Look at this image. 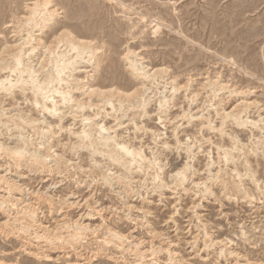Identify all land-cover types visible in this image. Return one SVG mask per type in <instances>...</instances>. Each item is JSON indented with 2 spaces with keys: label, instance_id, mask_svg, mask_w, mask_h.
I'll return each mask as SVG.
<instances>
[{
  "label": "rangeland",
  "instance_id": "obj_1",
  "mask_svg": "<svg viewBox=\"0 0 264 264\" xmlns=\"http://www.w3.org/2000/svg\"><path fill=\"white\" fill-rule=\"evenodd\" d=\"M36 1L0 0V79L14 84L0 92V264H264V0H49L43 33L24 27ZM62 36L98 50L68 74L77 107L60 122L9 68L20 52L40 79L58 53L73 60ZM98 125L155 164L124 167L73 135L97 141ZM19 135L44 169L17 166L4 146ZM77 224L90 228L72 238Z\"/></svg>",
  "mask_w": 264,
  "mask_h": 264
},
{
  "label": "bare ground",
  "instance_id": "obj_2",
  "mask_svg": "<svg viewBox=\"0 0 264 264\" xmlns=\"http://www.w3.org/2000/svg\"><path fill=\"white\" fill-rule=\"evenodd\" d=\"M36 1V0H35ZM110 1V0H109ZM33 3H35V2H33ZM32 3V4H33ZM31 4V5H32ZM52 3L49 1V0H39V1H36V3L34 4V8L33 7H31V9H30V13H29V17L27 18V20H26V23H25V26L24 27H27L26 26V24L27 25H34V26H38V27H40L39 29H40V32L41 33H43L44 31H45V29L48 27V23L51 21L52 22V20H54L53 18H54V14H55V11H52L51 9H48V7L49 6H52L51 5ZM33 6V5H32ZM57 6V5H56ZM39 7V8H38ZM29 8H30V6H29ZM28 8V9H29ZM37 10L39 11L38 13H37ZM51 10V11H50ZM53 10H55V9H53ZM29 12V11H28ZM38 14V16H40V17H37L36 15ZM57 16V15H56ZM35 17V18H34ZM36 17L37 18H40L39 19V22L37 23L36 22ZM21 20V19H20ZM25 21V20H24ZM20 22V21H19ZM22 22V21H21ZM20 22V23H21ZM50 22V23H51ZM38 27H36V28H38ZM21 28H22V26H21ZM28 28V27H27ZM35 28V30H37ZM27 30V29H26ZM30 30V29H29ZM39 31V30H38ZM68 31V30H67ZM26 32V31H25ZM27 32H29V31H27ZM31 32V31H30ZM69 32V31H68ZM22 33V32H21ZM64 33V32H63ZM30 34V33H29ZM31 34H33V33H31ZM71 36H72V34L71 33H69ZM23 35V34H22ZM24 35H25V33H24ZM27 35V34H26ZM26 35L24 36V38L26 37ZM38 35V34H37ZM30 36V35H29ZM64 36H68V34L66 35V33L64 34ZM70 36V37H71ZM74 36V35H73ZM72 36V37H73ZM27 37H28V35H27ZM60 37V36H59ZM23 38V37H22ZM21 38V39H22ZM22 39V40H24V42L25 43H27L28 41H26V40H28V38H26V40L25 39ZM32 38V37H31ZM57 38V37H56ZM62 38L63 39H65V40H67V41H69V43L70 44H72L71 45V49L70 50H73L72 52H75V57H74V59L73 60H70L69 58L68 59H65V57L67 56V55H64V54H60V53H58V55H57V57H56V59H55V62L53 63L54 65H53V67H52V70L50 69V70H48L47 69V71H46V73L44 74V75H42V78H38L36 75H34L35 74V72L33 71L34 69L33 68H30L29 66H27V65H24V63H23V61H22V58H21V55H20V52L19 53H17L15 56H14V60L12 61V62H14V65L12 66V67H8L9 69H11L10 71L12 72V73H14V74H16L18 77L16 78V79H18L16 82L17 83H15V85H17V84H20V85H24V84H29L28 86H30V93L33 95L32 97H33V106H41V110L42 111H44V112H47L48 114H50V115H52V116H58V119H59V121L61 122V120H62V118H63V116L65 117L67 114V112L68 111H70L71 109H73L74 110V107L73 106H71V102H72V100L73 99H71V97L69 96L70 94L67 92V91H65L63 88V86L64 85H68L69 86V84H70V82L68 81L69 79V73L73 70V69H75L74 67H75V65L78 63V60H84L85 59V55H90V54H92L93 52H96L97 50H98V48H94V46H92V47H88L86 44L87 43H85V42H80V43H78V44H73L72 42V40H69L67 37H63L62 36ZM37 39V38H36ZM39 39V38H38ZM59 40H57V42L59 43V45H60V39L61 38H58ZM72 39V38H71ZM32 40H33V38H32ZM22 42V41H21ZM21 42H19V44L21 43ZM23 42V43H24ZM31 42V41H30ZM34 43H35V41H33ZM42 42V41H41ZM43 43V42H42ZM68 43V44H69ZM67 44V45H68ZM69 44V45H70ZM18 45V44H17ZM16 45V46H17ZM24 45V44H23ZM23 45L21 46V48L23 47ZM31 45V44H30ZM36 45V44H35ZM15 46V45H14ZM32 46V45H31ZM25 47V46H24ZM37 47V46H36ZM35 47V48H36ZM39 47V46H38ZM44 47V46H43ZM19 48H20V46H19ZM20 48V49H21ZM31 48V47H30ZM33 48H34V45H33ZM33 48H31V49H33ZM34 48V49H35ZM40 48V47H39ZM30 49V50H31ZM25 50H27V49H25ZM41 50H42V48H41ZM46 50H47V52H51V51H48V49L46 48ZM59 50V49H58ZM100 50V49H99ZM17 51H20V50H17ZM43 51H45L44 49H43ZM14 52H15V50H14ZM35 52V51H34ZM57 52V51H56ZM29 53V52H28ZM27 53V54H28ZM43 53H45V52H43ZM48 54V53H47ZM50 54H52V53H49V55ZM46 55V54H45ZM55 56H56V53H55ZM70 56V55H69ZM26 57H28L27 55H26ZM44 58V57H43ZM73 58V57H72ZM92 58H93V60L95 59V56H94V54H92ZM12 59H13V56H12ZM53 59V58H52ZM49 60V59H48ZM25 61V60H24ZM29 61V60H28ZM52 61V60H51ZM53 61H54V59H53ZM32 62V61H31ZM44 62V63H43ZM42 63L43 64H45V61H43ZM28 63V62H27ZM26 63V64H27ZM48 63V62H47ZM52 63H50V64H52ZM13 64V63H12ZM135 64V63H134ZM35 65V64H34ZM41 64H39V66H40ZM5 66V65H4ZM42 66V65H41ZM131 66V68L133 69V71H135L136 72V74L140 77L141 76V78H145V79H149V77H148V72H144L143 70H142V67L141 68H136L135 66L136 65H130ZM32 67V66H31ZM50 67V68H51ZM7 67H3V66H1V70H4V69H6ZM7 68V69H8ZM36 68H38L37 67V65H36ZM42 68V67H41ZM46 68V67H45ZM43 69H44V67H43ZM42 69V71H44ZM42 71H40V72H42ZM10 72V73H11ZM37 72V71H36ZM45 72V71H44ZM38 74V73H37ZM39 75H41V73L39 74ZM41 77V76H40ZM3 78H5V77H3ZM10 80H11V78H9ZM10 80H8V79H0V92H2L3 91V93L4 92H8L12 87H13V83H11L10 82ZM6 84H8V86L6 87L5 85ZM11 84H13V85H11ZM53 84H55V87L53 88L52 87V85ZM14 88V87H13ZM23 89V88H22ZM98 90V89H97ZM1 94V93H0ZM98 94H99V96H103L104 97V95H105V93L103 92V91H99L98 92ZM108 95V94H107ZM109 96H112V94H110ZM103 99V98H102ZM108 101V100H107ZM31 102H32V100H31ZM74 102V101H73ZM80 102V101H79ZM75 103V105H77L78 103L77 102H74ZM77 103V104H76ZM81 103V102H80ZM158 103H159V101H158ZM163 103V104H162ZM164 103H166V101H162L161 103H160V105L158 104V106H160V108L162 109V107H163V105H164ZM144 104V103H143ZM79 105V104H78ZM81 105V104H80ZM83 106V105H82ZM85 106V105H84ZM35 107V108H36ZM73 107V108H72ZM77 107V106H76ZM75 107V108H76ZM79 108L81 107V106H78ZM145 107V106H144ZM79 108H77V109H79ZM112 108V107H111ZM159 108V109H160ZM63 109H66V111L64 110V112H63ZM81 109H83L82 107H81ZM85 109H86V107H85ZM99 109V108H98ZM113 109V108H112ZM144 109V108H143ZM84 110V109H83ZM99 111H100V109H99ZM160 112V111H159ZM71 113V112H70ZM99 113V112H98ZM97 113V114H98ZM107 113V112H106ZM4 114V113H3ZM65 114V115H64ZM74 114V113H73ZM236 114V113H235ZM1 115V114H0ZM77 115V114H76ZM229 116H230V114H228ZM238 115H240V114H238ZM238 115H236V116H234L233 117V119H235V121H236V125L237 126H242V125H244V123H246V121H243L242 120V118H239V117H237ZM98 116H99V114H98ZM105 116V115H104ZM232 116V115H231ZM81 117H83V116H81ZM97 117V116H96ZM204 117V116H203ZM224 117H226V115L224 116ZM228 117V116H227ZM228 118H230V117H228ZM247 118V117H246ZM81 119V118H80ZM83 119V121H82V123L81 124H83V122L85 123V121H88V118L86 117L85 118V116H84V118H82ZM90 119V118H89ZM159 119H161V118H159ZM221 120H222V118H221ZM223 120H224V118H223ZM230 120H232V118L230 119ZM244 120H245V118H244ZM225 121V120H224ZM247 121H248V119H247ZM60 122H59V124H60ZM234 122V121H233ZM251 122H252V120H251ZM250 122V123H251ZM88 123V122H87ZM235 123V122H234ZM255 123H257V122H254L253 123V125H255ZM85 125V124H84ZM221 125V124H220ZM203 126V125H202ZM208 126V125H207ZM235 126V125H234ZM245 126V125H244ZM58 127H59V125H58ZM97 132H98V134H99V138H98V140L96 141V140H94V139H91V134L90 133H87L86 131H85V129L83 128L79 133H76V134H74L73 133V135L74 136H76L77 138H78V140H79V142H80V144H82L83 145V147L85 146L86 148H92L93 146H101V148H104L105 150H106V153L109 155V157L108 158H112V160L113 161H115L117 164H120V165H122V166H124V167H131L132 165L134 166V165H139V164H147L148 166H150V165H154L155 163H154V161L153 162H151L148 158H146L145 157V155L144 154H142L141 153V150L140 149H138V150H136V149H134V148H131V147H127L126 146V144H127V142H126V144L124 145V144H120V143H117L116 141H115V139H114V137H111L110 135H109V130L107 129V128H104V126H102V125H98L97 127ZM60 129V128H59ZM112 129V128H111ZM211 129H214L213 127L211 128ZM264 129V128H263ZM219 130H220V128H219ZM259 131H261V132H263L262 131V129L261 130H259ZM222 132H223V130H222ZM264 133V132H263ZM71 135V134H70ZM116 137V136H115ZM77 140V139H76ZM175 142H177V141H175ZM178 143V142H177ZM0 146H1V144H0ZM221 146V145H220ZM3 147V146H2ZM5 148H6V151H9V153L15 158V160L17 161V163H18V165L17 166H25V167H33V168H35L36 169V171H38V170H40V169H44V167H45V165L47 164L46 162H47V157L48 156H46V155H43V153H41V152H39L38 150H33V151H31V149H29V144H28V141L27 140H25L22 136H18L17 137V143H16V145H14L13 147H7V146H4ZM3 147V148H4ZM224 148V147H223ZM190 147H187L186 148V152L188 153V152H190ZM220 149H222L221 147H220ZM92 150V149H91ZM223 150V149H222ZM227 150V149H226ZM101 151V150H100ZM223 151H225V150H223ZM228 152V151H227ZM104 153V152H103ZM45 154V153H44ZM94 154V153H93ZM229 153H223L222 155H223V160H224V162L225 163H228V162H230V159H232V158H230V156L228 155ZM14 160V159H13ZM234 160V159H233ZM111 161V160H110ZM234 162V161H233ZM219 163V162H218ZM213 164V163H212ZM209 165H211V164H209ZM209 165L207 166V167H209ZM220 165V164H219ZM225 166V165H224ZM218 167V166H217ZM228 167V166H227ZM226 167V168H227ZM160 169V168H159ZM235 169V168H234ZM233 169V170H234ZM49 170H50V168H49ZM217 170V169H216ZM181 171V170H180ZM177 172L176 173V177L178 178V180L179 181H181V179H184L185 178V176H184V174H183V172ZM235 171L237 172V169H235ZM234 171V172H235ZM233 173V172H232ZM240 174V173H239ZM154 175V174H153ZM225 175V174H224ZM238 176V175H237ZM240 176V175H239ZM225 177V176H224ZM252 177V176H251ZM151 178H152V180L155 182L156 180H159V175L158 174H155V176L154 177H152L151 176ZM230 178H232V176L230 177ZM103 179L105 180V182H108L110 179H108V177H105L104 175H103ZM240 179H241V176H240ZM239 179V180H240ZM1 181H3V179H2V177L0 178V182ZM13 181V180H12ZM239 182V181H238ZM5 184H6V189H7V191L9 192L10 190L12 191V189L11 188H13L14 190H17V191H22L21 189H19L16 185H14V183H15V181H14V183L12 184V182L10 183V182H7V181H5L4 182ZM257 183V182H256ZM4 184V185H5ZM160 185H161V183H159ZM224 185V184H223ZM222 185V186H223ZM239 188H242V187H239ZM5 189V190H6ZM257 189V188H256ZM259 189V188H258ZM240 190V189H239ZM243 190V189H242ZM208 191V190H207ZM10 193V192H9ZM244 194V193H243ZM246 194V193H245ZM245 196V195H244ZM246 197V196H245ZM1 198V197H0ZM13 199H15V198H13ZM1 200V199H0ZM18 201V200H17ZM5 201L4 200H1L0 201V209H2V206L3 205H5V203H4ZM11 202V201H10ZM19 202H21V201H19ZM15 203V202H14ZM23 203H24V200H22V202L20 203V204H22L23 205ZM52 203V202H51ZM73 203H71V205H72ZM9 205V204H8ZM21 205V206H22ZM19 206V205H18ZM18 206H17V208H18ZM25 206H26V208L25 209H21L20 211L22 212V218L20 219V221L21 220H25V218L26 217H30V218H33V215H34V213H35V208L31 205V204H26V202H25ZM11 207V206H10ZM9 207V208H10ZM14 207V206H13ZM16 207V206H15ZM14 207V208H15ZM17 208H16V210H17ZM18 209H20V208H18ZM2 211L4 212V210L2 209ZM16 214H19L18 212L16 213ZM9 215V214H8ZM88 216H90V214H88ZM18 219V218H17ZM29 219V218H28ZM33 222L34 223H37V220H33ZM20 224H23V222L21 221V222H19V225ZM108 227V226H107ZM28 228V227H27ZM90 228V226H88L87 224H83V226L81 225V224H77V226H76V229H75V233L72 235V238H75V237H79L80 235H81V233H79V231H82V230H86L87 231V229H89ZM109 228V227H108ZM30 229V228H29ZM77 230H78V232H77ZM110 230V229H109ZM112 230V229H111ZM89 231V230H88ZM110 233H114L113 231H111ZM115 234V233H114ZM242 235V234H241ZM121 237V236H120ZM123 237V236H122ZM56 237H54V236H47L46 238H44V240L46 241V242H52L54 239H55ZM57 239V238H56ZM59 239V238H58ZM110 242V241H109ZM108 242V243H109ZM31 252V251H30ZM30 252H28V253H30ZM155 252V251H154ZM159 252V251H158ZM168 252V251H167ZM220 254L221 253H223V251L221 250L220 252H219ZM136 254H138L139 255V261H140V263H142L143 262V259L145 258V256L142 254V252L140 253V252H137ZM168 254V253H167ZM151 255V254H150ZM32 256H34V255H32ZM36 257V256H35ZM37 258V257H36ZM40 258H42V257H40ZM45 258V257H44ZM170 259V258H169ZM172 259V258H171ZM137 260V259H136ZM173 262V261H172ZM172 262H170V264H181V263H172ZM177 262V261H176ZM185 263V262H184ZM183 264V263H182ZM186 264V263H185Z\"/></svg>",
  "mask_w": 264,
  "mask_h": 264
}]
</instances>
